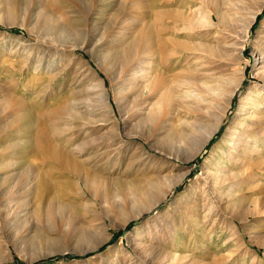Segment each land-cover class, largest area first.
Instances as JSON below:
<instances>
[{
  "label": "rangeland",
  "instance_id": "rangeland-1",
  "mask_svg": "<svg viewBox=\"0 0 264 264\" xmlns=\"http://www.w3.org/2000/svg\"><path fill=\"white\" fill-rule=\"evenodd\" d=\"M84 1L81 8L68 4L70 8L63 11L68 10L64 15L74 22L72 32L77 37L61 42L58 35H53L42 43L44 47L37 44L39 23L25 6L15 12L9 7L0 11V19L8 23L0 22V176L9 179L6 187L13 188V195H23L22 202L28 199L24 216L10 227L0 226V264H264V105L261 113H255L260 116L251 121L245 119L248 107L244 105L252 96V88L263 84L255 78V72L263 55L264 0H227L232 5H221L217 14L211 10L212 26L204 28L206 42L228 41L230 45L225 59H209L225 68L218 74L222 77L220 91H196L188 100L177 101L171 115L163 112L156 118L142 110L149 96L135 100V92L128 93L125 88H131L128 80L137 71L135 59L145 52L149 53L145 69L150 81L164 71L150 56L154 50L152 31L160 28L153 21L161 10L173 11L176 7L166 6V0ZM260 7L263 9L246 38L245 26ZM51 10L59 14L55 7ZM229 17L233 18L231 32ZM172 23L177 24L172 19L165 21L170 36L179 28ZM82 31L88 39L95 35V42L101 41L104 51L93 57L83 48L88 39ZM129 43L133 44L131 49ZM60 44L65 46L61 49ZM129 50L134 53L128 62L103 58ZM44 64H50L51 70L41 69ZM36 66L40 71H35ZM100 82L108 89L109 104L99 100ZM72 103L80 108L77 113ZM59 107L73 109L78 118L71 125H60L57 120L56 124L49 118L48 128H52V120V130L55 128V132L49 129V137L56 142L55 135L61 128V140L74 144L72 152L78 156L76 165L83 175L95 176L97 171L103 180L96 191L101 201L84 212L87 220H99L84 236L79 234L83 215L80 207L92 197L76 178L65 177L60 166L42 159L37 141L41 128L38 119ZM21 108L24 116L31 111L25 118L26 125L11 126L12 117L21 114ZM212 130L215 133L207 141ZM133 133L136 138H130ZM240 133H248L252 150L243 146L235 152L234 142ZM220 170L226 174L219 184L222 195L211 198L215 204L204 205L206 182ZM27 171L29 176L25 178ZM150 171L160 173L158 191H166L171 182L180 183L165 199L154 187L144 186L143 179ZM28 180L31 182L26 189L23 183ZM249 211L252 213L245 214L244 221L235 219L239 212ZM136 215L140 216L129 220ZM142 244L156 252L140 254ZM172 256L177 261L173 262Z\"/></svg>",
  "mask_w": 264,
  "mask_h": 264
},
{
  "label": "bare ground",
  "instance_id": "bare-ground-1",
  "mask_svg": "<svg viewBox=\"0 0 264 264\" xmlns=\"http://www.w3.org/2000/svg\"><path fill=\"white\" fill-rule=\"evenodd\" d=\"M84 2H85L84 0H10L8 2H6L5 0H0V11H3V10L5 11L7 9L6 7H9L11 11L15 12V11H17V10H19L25 6V8L28 9V12L31 15V18L37 20V22L39 23L40 31L37 34V36H38V43L37 44H40L41 46H43L42 43L46 44L45 41H47V40L50 41V38L53 35H58L59 36L58 38L60 39L61 42H63V38L67 39L69 37H74V38L77 37L76 36L77 34L72 32V30L74 28V22L70 20L71 18H66L64 15V14L67 15L68 10H66L65 13L63 11H64V8H66L68 4L72 5V6L76 5L77 7L81 8V7H83ZM95 2H94V4H95ZM158 2L161 3L160 1H158ZM225 3H227V0L226 1H222V0H171L170 2L168 0H166V6L167 5L168 6H174V7H176V10L175 9L173 11H167L166 10V12H165V10L162 12V10H161V12L156 14L153 22L156 25H158L160 28L156 27L157 29L154 28L152 31V35H151L152 36V44H153L152 47L154 50H152V52L150 53V56L152 57V59L154 58L156 61L159 62V64L161 65V67L164 71L162 70L163 72L161 73V75L158 77H155L153 82L150 81L151 79L149 78V72H148V70L145 69L146 68L145 65L148 63L147 62V60H148L147 56L149 55V53L145 52L142 55H140L138 58L135 59L137 71H135V73L131 74L130 75L131 78H130V80H128V82H131L130 83L131 88H128V89L125 88V90L128 93L133 92V91L135 92V95L137 98L135 100H142L144 97L149 96V102L146 101L147 103L142 104V106H143L142 110L146 109V111L149 113V115H148L149 117L156 118L158 115H160V113H163V112L165 113V115L166 114L169 115L170 111L175 109V105H177L176 104L177 101H182V100H186V99L188 100V98L192 97L196 91L205 90L211 94H216L218 91H220L219 88L222 86V77L218 76V74L223 70L224 66H222L220 63H218L217 60H213V61L210 60L209 61V59L212 57L218 58L221 60L225 59L227 57V54L229 53L230 45L227 43L228 41H226V42L224 41L222 43H219V42L214 43V42H209L210 41L209 40L208 41L209 43L206 42V38H205L206 32L204 33V28L212 26L211 25L212 23H210V19H209V13H211V10H215V12H216V9L218 11L219 7ZM231 5H232V3H231ZM158 6H160V5H158ZM51 7H55L59 14H55L54 12H52ZM262 9L263 8L260 7L257 10V12H255L253 14L251 21L248 24H246L247 25V26H245L246 27V36L245 37L246 38L248 37V32H249L250 28L252 27L253 23L255 22L258 14H260ZM159 10L160 9H158V11ZM237 10H239V9H237ZM213 13H212V15H213ZM216 14H217V12H216ZM97 15H98V13H97ZM227 15L229 16L232 14L228 13ZM167 19H169V20L172 19V21L174 20V22L177 23L176 25H174V23H172L173 26H179V28L176 29V31L174 30V34L173 33H172L173 35L171 34L172 36H170L169 26L168 25H167L168 27L165 26V21H167ZM229 19H230V22H229L228 27H229V30L231 32V30L233 29V25H232L233 24L232 23L233 18L229 17ZM0 22L2 24H5V25L8 24L3 19H0ZM102 22H104V21H102ZM170 25H171V23H170ZM98 26H99V24H98ZM171 29H173V28H171ZM206 30H208V29H206ZM145 34H147V33H145ZM145 34H143V35H145ZM81 35L82 36L84 35V39H88L87 35H85L83 33V31L81 32ZM149 35H150V33L147 36H149ZM90 37H91L90 39H88L87 41H85L83 43L82 47L85 49H88V51L93 55V57H95L97 52L104 51V50H102L100 47L101 41L95 42V35H92ZM144 38L147 40L146 36H144ZM207 38H209L208 35H207ZM228 38H230V37H228ZM139 39H142V38H139ZM131 40H133V38ZM53 42L51 41V43H53ZM64 42H65V40H64ZM136 42H138V41H136ZM130 44H131V46H129V49H131V47L133 45L132 43H129V45ZM138 44H139V42H138ZM61 45H63V44H60V47H61ZM148 45L149 44H147L146 46H148ZM49 46L50 45H48V47ZM54 46H56V45H54ZM63 46H65V45H63ZM68 47H70V46H68ZM136 47L134 46V48H136ZM50 48H47V49L49 50ZM58 48H56V49H58ZM146 48H144L145 51H146ZM54 49H55V47H54ZM61 49H62V47H61ZM70 49H72V47ZM31 51H32V49H31ZM149 51H151L150 48H149ZM261 51H262L263 55L261 54L262 55L260 58L261 62L259 64V67L256 69L255 78L258 79L259 81H261L263 84L257 83V86H254L252 88V91L249 94V96L250 95H252V96H250L248 98L246 97L247 99H245L244 105H246L248 107V109L245 110L246 111V118L245 119L247 121L248 120L249 121L254 120L255 118L257 119V117L260 115L255 114V113H259V112L261 113L260 110L263 109L262 106L264 105V101H263L264 100V46L262 47ZM132 52H133L132 50H129V51H126L123 53H118L115 56H112V53L111 54L109 53V54L104 55L103 58L110 57V59H112V61H115V62H121L122 61L124 63L126 61L128 62V59H130L132 57V55H133ZM167 52H170V54H168ZM171 52H173V54ZM138 53H139V51H138ZM151 57L149 59H151ZM132 59H133V57H132ZM97 60H98V58H97ZM132 61H134V60H132ZM131 68H133V67H131ZM41 69H43L45 71H48V70L50 71L51 65L50 64H47V65L44 64V65H42ZM35 71H37V72L40 71V68L38 69V67L36 66ZM239 85H240V83H238L236 85V87L232 90V93H231L232 99L235 96V94L239 88ZM99 90H100V92L98 93L99 100L105 102L106 104H109L110 100H109V96H108V89L106 88L104 83H102V82L99 83ZM1 91H2V88L0 86V92ZM2 94L3 93H1V95ZM6 95L7 94H5V96ZM10 100H11V98H10ZM24 103H25V105H27L25 101H24ZM76 103L78 106L82 107V103H78V102H76ZM20 104H22V103H20ZM178 106H179V104H178ZM71 108L76 110L75 113H77V109H80V108H77L75 103H72ZM57 109L58 110H56V111L54 110L55 112L53 111V112H49L47 114H43V116L38 119L37 123L40 124L41 128L38 131L39 135H38L37 141H40V144H41L40 147L42 149V159L44 161H49L53 164H57L58 166H60L63 170V171L62 170H60V171L64 172L63 175L65 177H68L70 179H71V177L76 178L77 179L76 183L79 186L84 185L85 189L87 190V192L92 197L90 199V198H88L87 194L84 193V196L88 198L87 203L86 204L84 203L85 205H82L81 207L79 206L83 212V215L81 217L82 226L79 229V234H80V236H84V235L89 233V230L91 228H93V227L95 228V226L97 225L95 222L97 220H99L97 217L94 220L92 219V221L87 220L86 219L87 216L85 215L84 212L90 211L91 205L95 206L97 202L101 201L99 199V196L96 193V191L101 187V182H103V180L101 181V179L98 177L97 171L94 172V174H96L97 176L96 175L90 176V175H86V174L83 175V173L79 169L80 167H78L76 165L77 164L76 158L78 156L76 154L75 155L77 157L74 156V154L72 152V151H75L74 144L72 143V141H63V138L61 140L60 136L63 135V133H64V131L60 132L61 128L59 129L58 135H55V137L57 138L56 142L52 138L49 137V129L51 130V132L53 130H54L53 132H55V128L52 130V128H53V123H52L53 120L52 119L53 118L55 119L53 122L57 124V122H55L57 120L60 125L63 123H65L67 125H71L70 123H73L75 121V119L78 118L77 114L75 115V113L72 112L73 109H71V110L67 109L66 110L64 107H59ZM69 109H70V107H69ZM21 110H22V108L19 111H21ZM251 110H252V113L249 112ZM19 111H17V112H19ZM27 111L31 113V111H29V110H27ZM30 113H27V115H29ZM23 114L25 115V113H22V111H21V114H18L17 116L14 115L15 118H14V116L13 117L10 116L14 119L10 125L11 126H17L19 128L25 126L26 125L25 118L27 117V115L24 116ZM40 114H42V112ZM160 116H163V115H160ZM30 117H32V116L30 115ZM35 118H33V120H35ZM49 118H52L51 119L52 121H50L52 128H48L47 124H49V123H46ZM148 119L152 120L151 118H148ZM259 120H261V119H259ZM28 121H29V119H28ZM28 121H27V123H29L31 120L29 122ZM164 121H166V120H164ZM219 121H221V119ZM31 122H30V124H31ZM142 122H141V125L144 124V123L142 124ZM35 123L33 121V124H35ZM37 123H36V125H37ZM93 123H95V122H93ZM93 123H91V124H93ZM100 123H101V121H100ZM88 124H89V122H88ZM148 124H150V122ZM101 125H103V124H101ZM101 125H97V126H101ZM30 127H32V126H30ZM218 128H219V125H216L215 130H217ZM71 129H73V128L71 127ZM250 129H252V127ZM20 130H22V129H20ZM215 130H212L210 136L207 138V141H209L213 137ZM245 133H240L238 138L235 139V142H234L236 144L235 152L238 151L239 147H243V146L246 147L245 149H248V151L252 150L253 146H251V142L249 141V135H248V133L247 134H245ZM129 135H131V134H129ZM134 135L136 136V134L133 133L130 138H133L132 136H134ZM153 135H154V133H153ZM142 136H144V135H142ZM142 136L139 135V137H142ZM250 136H251V134H250ZM255 136L258 137L257 135H255ZM67 140H69V139H67ZM255 144H257V142H255ZM72 145H73V147H72ZM67 149H69V152L67 151ZM77 154H78V152H77ZM228 158L230 161L232 159V154H229ZM79 162H80V160H79ZM79 162H78V164H79ZM82 170H83V168H82ZM154 171H156V170H154ZM154 171H150L148 173V175L146 176V178L143 179V181L145 182L144 186L146 187V189H149L150 187H154L155 189H157L156 184H158V181H159L161 176L159 175L160 173L156 174V173H154ZM28 173L29 172L27 171V175L26 176L24 175L25 178L27 176H29ZM222 175L226 176L225 172L220 170L217 173L213 174L211 176V179H209V181L206 182L205 188H207V191H206V193L203 194V200L205 201L204 205L211 204V203L215 204V201L212 200L211 198L217 199L218 195H222V193L219 192L220 191L219 187H221L219 185L220 180L223 178ZM31 177H33V179H35L34 181H36V178H34L33 174ZM29 179H31V178H29ZM38 179H39V177H38ZM8 180H6V178H2V176H0V226H5V227L6 226L10 227V225L14 224L15 219L22 217L26 214L25 211H26V204L27 203H25V202L28 200L27 199L28 197L26 196L27 200L22 202L23 197H24L23 195H21V194L13 195V193H12L13 188L11 186L9 188L6 187ZM41 180H42V178H41ZM71 180H73V179H71ZM28 181H26V182L24 181V183H23L26 185V187H25L26 189H27V186L30 184L31 180L29 182ZM45 181H46L47 185L51 184V183L47 182L46 179H45ZM179 183H180V181L171 182L166 191H158V189H157V191L162 195L163 198L166 199L169 191L174 186H177ZM36 184H37V182H36ZM33 186H34V182H33ZM51 187L48 189H51ZM231 187L232 186H230V188ZM20 188H22V187H20ZM25 188H23V189H25ZM15 189H16V187H15ZM23 189H20L21 193L23 192L22 191ZM46 191H47V189H46ZM40 192H42V191H40ZM18 193H20V192H18ZM223 196L225 197V194ZM198 200H199V198H198ZM90 201H92L93 203L91 204ZM241 202H243V201H241ZM241 205H242V203H241ZM116 207L118 209L122 210L121 206H116ZM251 213L252 212H250V211L249 212H243V213L239 212L238 214H236L235 219H239V220L244 221V215L245 214H251ZM139 216L140 215L130 217L129 220H131L133 218L135 219ZM101 217H102V215H101ZM138 249L141 251L140 254L149 252V250L156 252L155 249H152L151 247H147L145 244L144 245L142 244L141 246L139 245ZM154 252H152V254ZM149 253H151V252H149ZM164 254H166V253H164ZM172 257H174L173 262L177 261L176 256H172ZM182 258H184V256ZM140 259H142V258H140Z\"/></svg>",
  "mask_w": 264,
  "mask_h": 264
}]
</instances>
